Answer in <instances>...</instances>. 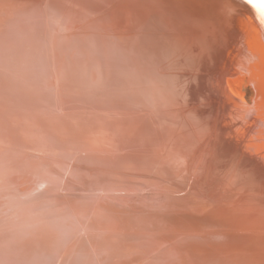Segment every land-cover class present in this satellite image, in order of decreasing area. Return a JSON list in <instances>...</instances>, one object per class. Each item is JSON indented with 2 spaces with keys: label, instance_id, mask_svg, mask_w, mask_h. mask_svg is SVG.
<instances>
[{
  "label": "bare ground",
  "instance_id": "1",
  "mask_svg": "<svg viewBox=\"0 0 264 264\" xmlns=\"http://www.w3.org/2000/svg\"><path fill=\"white\" fill-rule=\"evenodd\" d=\"M261 41L244 0H0V264H264Z\"/></svg>",
  "mask_w": 264,
  "mask_h": 264
},
{
  "label": "rangeland",
  "instance_id": "2",
  "mask_svg": "<svg viewBox=\"0 0 264 264\" xmlns=\"http://www.w3.org/2000/svg\"><path fill=\"white\" fill-rule=\"evenodd\" d=\"M248 38L250 41L247 40V44H253L255 41L260 43L259 42V36L256 32L251 33V36H249ZM261 42H262L261 45L259 44V45H246V46L249 49H252L253 51H255V56H257V57L259 56L258 58L260 59V65L263 68L264 67V42L263 41H261ZM230 78H231V76H230ZM262 78L264 79V72H263V74H261V79H259V76H258L257 85L255 84L256 78L253 79L252 81H247L248 80L247 77H242L241 79H238V80H233V78H232V79H230L229 84H230L231 90L236 95L241 96L242 99L244 98L243 101L245 103H247L246 107H250V106H252L251 104H253L254 100L258 99L257 98L258 96L263 95V93L259 92L260 87H262V90H264V80ZM253 81H254V83H253ZM257 90H258V92H257Z\"/></svg>",
  "mask_w": 264,
  "mask_h": 264
},
{
  "label": "snow or ice",
  "instance_id": "3",
  "mask_svg": "<svg viewBox=\"0 0 264 264\" xmlns=\"http://www.w3.org/2000/svg\"><path fill=\"white\" fill-rule=\"evenodd\" d=\"M244 3L260 17H264V0H244Z\"/></svg>",
  "mask_w": 264,
  "mask_h": 264
}]
</instances>
